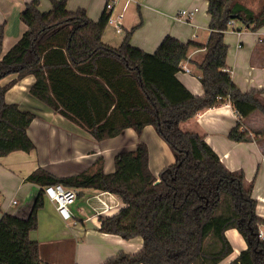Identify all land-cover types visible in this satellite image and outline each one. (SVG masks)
<instances>
[{
	"label": "trees",
	"instance_id": "16d2710c",
	"mask_svg": "<svg viewBox=\"0 0 264 264\" xmlns=\"http://www.w3.org/2000/svg\"><path fill=\"white\" fill-rule=\"evenodd\" d=\"M40 11L39 0L20 13L26 30L2 56L0 80V156L35 149L27 129L35 118L29 109L7 103L11 85L33 75L29 95L45 107L85 129L96 141L117 136L126 128L137 133L152 125L174 154V162L155 176L148 167V150L139 142L134 150L114 156V170L103 171L98 158L89 171L55 176L38 167L26 181L40 190L29 214L0 217V264H42L39 245L29 238L37 228L43 206V187L61 183L93 188L119 197L125 206L101 219L99 230L123 239L140 237L135 254L119 253L103 264H220L232 252L225 231L235 228L247 247L227 264H264V240L257 238L264 219L255 213L253 183L243 170L231 171L204 138L180 128V122L226 99L240 119L264 114L262 90L241 92L226 69L228 46L223 40L230 19L252 31L264 26V10L255 12L241 0H205L209 15L206 43L182 42L166 35L153 53L130 44L139 24L126 31L122 42L102 41L108 13L94 21L83 8L68 10L66 0H50ZM2 30L0 31V45ZM190 47H204L200 70L202 95L192 94L177 78ZM233 141L250 139L237 121L228 133Z\"/></svg>",
	"mask_w": 264,
	"mask_h": 264
},
{
	"label": "crops",
	"instance_id": "0c3cea01",
	"mask_svg": "<svg viewBox=\"0 0 264 264\" xmlns=\"http://www.w3.org/2000/svg\"><path fill=\"white\" fill-rule=\"evenodd\" d=\"M29 1L0 0V56L26 30L20 13ZM107 1L66 0V8H83L87 16L96 21L105 10ZM112 1L114 8L111 14L122 13V18L120 28L107 24L103 31L101 39L110 46L117 47L126 31L137 24L130 36V44L148 53H153L166 35L182 42L193 40L204 45L207 41L209 15L205 0H139L131 9L130 2L124 7L126 0ZM180 3L185 6H179ZM250 5L255 12L264 10V0ZM193 7H197V12L191 20L174 18L179 9ZM38 8L42 12L49 10L51 1L39 0ZM223 40L228 46L226 69L232 81L243 93L262 90L264 98V26L252 31L248 25L235 21L233 27L224 32ZM204 51V47H190L187 57L181 61V68L184 66L188 71L181 69L176 74L194 95L204 92L197 67ZM13 78L15 74H10L1 79L0 84ZM33 82L34 76L27 75L15 81L4 96L7 103H16L21 109L35 113L27 129L35 149L0 156V217L3 213L27 217L40 188L26 181V177L38 167L62 177L94 169L95 161L102 158L103 171L109 173L114 170V156L121 151L134 150L139 142L147 146L148 167L155 176L174 162L173 152L152 125H146L140 133L126 128L115 137L96 141L85 129L31 97L28 91ZM237 121L242 122L250 139L237 142L228 137ZM179 126L184 131L201 135L227 169L243 170L245 179L253 183L255 213L264 219V114L255 111L246 119H240L226 99L218 106L197 112L180 122ZM74 189L77 197L70 207V220L64 221L55 204L47 198L37 213L38 225L29 233V238L38 242L42 264H103L119 253L140 251V237L123 239L99 230L102 218L118 213L125 206L118 196L93 188ZM12 199L17 202L13 204ZM260 228L264 233V227ZM225 236L232 252L220 264L229 263L247 247L235 228L227 229Z\"/></svg>",
	"mask_w": 264,
	"mask_h": 264
},
{
	"label": "built area",
	"instance_id": "2783aa9c",
	"mask_svg": "<svg viewBox=\"0 0 264 264\" xmlns=\"http://www.w3.org/2000/svg\"><path fill=\"white\" fill-rule=\"evenodd\" d=\"M131 2V0H126L124 7ZM114 8V2L111 0L107 1L105 4V11L108 13L107 24H114L117 28H120V20L122 18V13H118L115 16L111 14ZM197 12V7L181 9L175 15L176 20L189 21L191 20ZM235 20L230 19L227 22L228 28H232ZM181 67V64H180ZM188 71L184 66L183 68ZM43 193L47 199L55 204L56 211L58 215L64 220L68 221L72 218V212L70 207L74 204L77 192L72 187H66L61 183L48 184L43 187ZM11 202L15 204L17 201L12 199ZM257 238L264 240V233L261 228L257 232Z\"/></svg>",
	"mask_w": 264,
	"mask_h": 264
},
{
	"label": "rangeland",
	"instance_id": "374dc122",
	"mask_svg": "<svg viewBox=\"0 0 264 264\" xmlns=\"http://www.w3.org/2000/svg\"><path fill=\"white\" fill-rule=\"evenodd\" d=\"M243 3H245L246 5H248V6H251L250 4L251 3H253L254 1H257V3H259L261 0H241ZM139 2V0H131V2H130V4H131V6H130V9L131 8H133V6H135L136 7V4ZM185 6V4H182V3H180L179 4V6ZM186 8V7H185ZM185 8H181V9H185ZM181 9H179V10H181ZM231 30V29H230Z\"/></svg>",
	"mask_w": 264,
	"mask_h": 264
}]
</instances>
